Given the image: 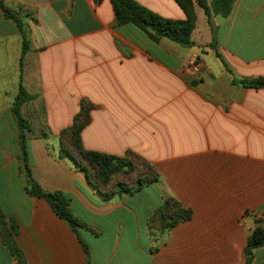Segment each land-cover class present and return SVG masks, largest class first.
I'll return each mask as SVG.
<instances>
[{
    "label": "crops",
    "instance_id": "obj_1",
    "mask_svg": "<svg viewBox=\"0 0 264 264\" xmlns=\"http://www.w3.org/2000/svg\"><path fill=\"white\" fill-rule=\"evenodd\" d=\"M160 17L184 20L173 0H135ZM211 7L213 0H206ZM0 209L18 227L26 264H245L264 223V89L233 81L264 78V0H235L211 27L194 3L191 45L152 41L116 24L110 0H0ZM200 65L192 76L188 65ZM26 161L47 193L61 192L83 225L78 236L41 199L25 192ZM82 102L93 106L81 133L86 151L151 164L159 182L104 202L86 175L59 159L60 135ZM168 198L192 213L168 232L149 221ZM0 264H20L0 236ZM252 264H264V246Z\"/></svg>",
    "mask_w": 264,
    "mask_h": 264
},
{
    "label": "trees",
    "instance_id": "obj_2",
    "mask_svg": "<svg viewBox=\"0 0 264 264\" xmlns=\"http://www.w3.org/2000/svg\"><path fill=\"white\" fill-rule=\"evenodd\" d=\"M100 0H96L99 2ZM185 15L184 20H171L160 17L154 12L138 4L135 0H110L112 11L116 24L123 26L131 24L148 37L158 42L164 38L178 45L188 47L191 45V34L195 29L196 16L194 13V3L203 9L207 23L211 27V15L227 17L235 0H213L211 7L207 5L206 0H173ZM0 8L4 16L12 19L20 29L23 38V51L27 50L25 35L22 30L21 22L0 3ZM232 83L247 88L264 89V78L252 80L233 81ZM30 97L20 89L13 107V114L19 128V152L20 169L26 177L25 192L30 197L44 199L52 208L54 213L70 227L77 238L86 257L89 258V250L86 244L75 233L77 228L83 225L70 213L69 199L61 192L47 193L32 179L30 170L26 161L25 132L28 126L19 115V107L22 103L28 101ZM93 106L82 102L79 113L73 118L70 128L63 131L60 135V147L58 158L69 160L78 170L82 171L90 185L97 192L104 202H109L115 198H122L125 195H132L141 191L143 188L159 182V175L154 167L144 160L133 158L129 153L124 157L107 155L99 152L86 151L82 146L81 133L90 122V112ZM138 160L146 165L147 170L144 174L138 175L131 185L123 182H115L114 176L120 173L130 172L136 168L133 161ZM127 174V173H126ZM192 216L191 211L185 210L175 199L168 198L162 206L154 213L149 221L150 229L158 232H168L178 224L189 220ZM0 228L4 235V243L10 253L20 264H23V256L15 245L11 234L18 232V227L13 221H7L0 209ZM264 246V223L257 222L251 235L247 239L244 249L245 264H252L253 252L257 248Z\"/></svg>",
    "mask_w": 264,
    "mask_h": 264
},
{
    "label": "rangeland",
    "instance_id": "obj_3",
    "mask_svg": "<svg viewBox=\"0 0 264 264\" xmlns=\"http://www.w3.org/2000/svg\"><path fill=\"white\" fill-rule=\"evenodd\" d=\"M133 163L136 165V168L134 169V170H132V171H130V172H126V173H120V174H117V175H115L114 176V178H113V180L115 181V182H123V183H125L126 185H131V183H132V181L134 180V179H136V177L138 176V175H142V174H144L145 173V171L147 170V167H146V165L145 164H143L141 161H138V160H135V161H133ZM35 198V197H34ZM41 200H44V199H41ZM45 201V200H44ZM46 202V201H45ZM47 203V202H46ZM48 204V203H47ZM48 206L50 207V205L48 204ZM51 208V207H50ZM52 209V208H51ZM53 211V210H52ZM54 212V211H53ZM55 214V213H54ZM56 215V214H55ZM57 216V215H56ZM58 217V216H57ZM59 218V217H58ZM60 219V218H59ZM61 220V219H60ZM258 220V219H257ZM257 220H255V226L257 225ZM63 221V220H62ZM14 222V221H13ZM15 223V222H14ZM66 223V222H65ZM66 225H67V223H66ZM68 226V225H67ZM68 228L70 229V227L68 226ZM255 228V227H254ZM77 229H79V228H77ZM75 230V233L77 234L78 232V230ZM253 231V230H252ZM73 233V232H72ZM155 233H157V231L155 232ZM252 233V232H251ZM18 235V232H17V234H11V237H12V239H13V241H14V243H15V245L17 246V244H16V241H15V238H16V236ZM78 235V234H77ZM251 235V234H250ZM0 236L2 237V240H3V243H4V235H3V233H2V230H1V228H0ZM79 237V236H78ZM80 238V237H79ZM77 239V238H76ZM78 241V240H77ZM4 245H5V243H4ZM6 246V245H5ZM246 247V246H245ZM17 248L19 249V247L17 246ZM8 249V248H7ZM20 250V249H19ZM10 252V251H9ZM20 252H21V254H22V256H23V264H26V262H25V259H24V255H23V253H22V251L20 250ZM254 253V252H253ZM12 255V254H11ZM86 255V254H85ZM13 256V255H12ZM245 257V256H244ZM16 259V258H15ZM18 261V260H17ZM245 262H246V260H245ZM20 263V262H19Z\"/></svg>",
    "mask_w": 264,
    "mask_h": 264
},
{
    "label": "built area",
    "instance_id": "obj_4",
    "mask_svg": "<svg viewBox=\"0 0 264 264\" xmlns=\"http://www.w3.org/2000/svg\"><path fill=\"white\" fill-rule=\"evenodd\" d=\"M199 69H200V65L196 60L190 62L188 65V71L192 76H196L199 73Z\"/></svg>",
    "mask_w": 264,
    "mask_h": 264
}]
</instances>
